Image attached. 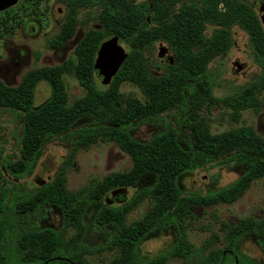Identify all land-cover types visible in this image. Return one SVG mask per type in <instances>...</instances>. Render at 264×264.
<instances>
[{"label": "trees", "instance_id": "trees-1", "mask_svg": "<svg viewBox=\"0 0 264 264\" xmlns=\"http://www.w3.org/2000/svg\"><path fill=\"white\" fill-rule=\"evenodd\" d=\"M62 1L68 13L51 49L62 47L73 37L78 9H96L101 29L88 30L76 44L73 57L61 64L27 71L16 86L0 80V108L20 114L22 120L17 157H0V264H88L86 255L104 250L115 251L108 264H167L170 259L189 260L195 255L196 264H259L238 253L237 241L253 234L264 256V220L246 218L234 226L222 223L226 246L207 255L205 247L197 250L188 243L185 224L192 219L193 208L232 204L253 181L264 177V138L250 126L212 134L199 115L203 106L207 110L223 106L232 110L231 118L237 122L241 111L257 114L264 109V100L259 99L264 90V29L255 11L241 0ZM237 25L247 33L261 72L237 93L217 98L211 92L207 66L228 51L232 28ZM208 27L213 28L211 36L205 34ZM12 31L2 21L0 41ZM108 39H117L128 51L111 81L99 88L93 64L101 43ZM155 42L167 44L174 57L158 77L149 73L145 55ZM64 76L75 79L85 91L72 103L68 102ZM39 82L48 84L50 95L34 106ZM125 83L136 87L143 100L121 93ZM176 109L179 117L174 126L166 125L147 141L132 137L131 128L138 122ZM79 122L84 125L71 131ZM179 130L191 136L186 149L178 142ZM59 136L74 140L56 176L28 193L11 192L5 174L13 180L23 178L35 167L46 140ZM98 142L114 143L125 152L131 159L130 169L68 191L66 168L79 149ZM222 160L246 167L230 186L206 194L186 195L180 190L177 181L181 175ZM148 176L152 177L151 184L128 201L97 209L92 222L106 234V242L95 248L85 247L89 206L102 202L112 191L137 186ZM145 199L149 203L147 211L128 223L127 215ZM49 207L60 211V229L16 228L17 217L33 216ZM170 227L177 231L176 243L153 258H140L138 244L149 234ZM69 229L74 234L67 237Z\"/></svg>", "mask_w": 264, "mask_h": 264}, {"label": "rangeland", "instance_id": "rangeland-1", "mask_svg": "<svg viewBox=\"0 0 264 264\" xmlns=\"http://www.w3.org/2000/svg\"><path fill=\"white\" fill-rule=\"evenodd\" d=\"M242 1L253 4L255 0ZM67 13L68 9L62 0H18L12 11L0 14V28L2 21L13 28L12 34L5 36L0 41V80L4 84L16 86L27 71L56 66L72 58L73 50L82 36L88 30L101 29V25L96 19L98 13L96 9H78L73 37L62 47L51 49L50 44L58 34ZM212 33V27H208L205 31L207 36H211ZM121 45L127 52V46ZM160 49L165 50L163 57L158 56ZM145 55L148 71L154 77L161 76L166 65L174 61L170 48L163 42L152 44L147 48ZM260 72L261 68L250 47L248 36L237 25L232 28L230 48L225 54L211 60L207 66L206 74L211 83L212 95L221 98L237 93L246 84L255 80ZM63 81L69 103L84 95V89L75 79L64 76ZM97 86L104 87L98 81ZM120 91L125 96L143 100L140 91L128 83L123 84ZM49 95L48 84L39 82L34 92V106L41 104ZM259 99L264 100V90ZM231 114L232 110L223 106H213L208 110L203 106L199 111V115L205 120L212 134L241 126H250L257 135L264 138V109L257 114L251 110L241 111L237 122L231 118ZM178 117L179 110L176 109L168 115L163 114L149 121L138 122L131 128V135L138 141H147L155 134L162 132L166 125L174 126V120ZM21 122L20 114L0 108L1 159L17 157ZM83 125V122H79L71 131ZM73 140L74 138L65 136L46 140L35 167L23 178L13 180L5 174L10 191L20 194L28 193L50 182L71 152ZM178 142L182 148L186 149L191 142L190 134L179 130ZM131 165L130 157L114 143H95L87 149H79L76 152L74 160L66 168V189L70 192L76 191L84 185L101 180L110 173L128 171ZM245 169V166L222 160L205 168L185 173L178 178L177 182L180 190L186 195L206 194L227 188ZM151 182L152 177L148 176L142 179L137 186L123 189L122 194L109 199L110 205H119L128 201L139 189L147 187ZM104 204H107L105 199L98 204L89 206L85 214L87 231L83 245L87 248H95L106 242V234L96 228L92 222L95 212ZM148 204V199L139 204L127 215V222L140 219L147 211ZM192 215V219L185 223L188 243L197 250L205 247V255L211 251L222 250L227 243L222 223L234 226L246 218L264 220V177L253 181L247 191L234 203L218 204L210 208L196 207L192 209ZM15 226L18 230L30 226L58 230L61 227V213L52 207L41 209L33 216L17 217ZM73 234L74 230L69 229L67 237ZM177 238L178 234L174 227L155 231L138 244L137 253L143 260L153 258L168 251L176 243ZM237 250L240 255L252 262L264 264V256L258 248L253 234L239 238ZM114 255L115 251L104 250L93 255H86L85 259L88 264H108ZM196 263V255L190 257L189 260L175 258L167 261V264Z\"/></svg>", "mask_w": 264, "mask_h": 264}, {"label": "water", "instance_id": "water-1", "mask_svg": "<svg viewBox=\"0 0 264 264\" xmlns=\"http://www.w3.org/2000/svg\"><path fill=\"white\" fill-rule=\"evenodd\" d=\"M18 0H0V12L9 9L16 5ZM259 11L260 18L264 23V5H256ZM165 54L164 49L159 50V57H163ZM126 57V51L121 44L118 43L117 39H108L101 43L94 60L93 64V74L95 79L101 85H107L112 77L117 73L120 66L122 65ZM171 61V59L169 58ZM123 189H118L110 192L106 198L105 202L110 205L109 199L122 194ZM122 198V195H120Z\"/></svg>", "mask_w": 264, "mask_h": 264}, {"label": "flooded vegetation", "instance_id": "flooded-vegetation-1", "mask_svg": "<svg viewBox=\"0 0 264 264\" xmlns=\"http://www.w3.org/2000/svg\"><path fill=\"white\" fill-rule=\"evenodd\" d=\"M242 1V0H241ZM243 2V1H242ZM245 3V2H244ZM245 4H248V3H245ZM264 5V0H255L254 2H253V4H248V5H250L251 7H252V9L255 11V13H256V15H257V17H258V20H259V22H260V25L263 27V29H264V23L262 22V20H261V18H260V14H259V11L257 10V7H256V5ZM246 33V32H245ZM247 34V33H246ZM248 36V35H247ZM249 41V40H248Z\"/></svg>", "mask_w": 264, "mask_h": 264}]
</instances>
